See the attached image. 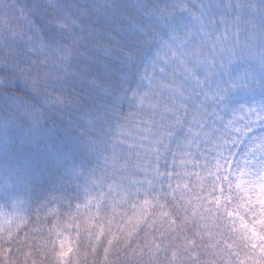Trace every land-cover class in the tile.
<instances>
[{
  "label": "clouds",
  "instance_id": "clouds-1",
  "mask_svg": "<svg viewBox=\"0 0 264 264\" xmlns=\"http://www.w3.org/2000/svg\"><path fill=\"white\" fill-rule=\"evenodd\" d=\"M0 264H264V0H0Z\"/></svg>",
  "mask_w": 264,
  "mask_h": 264
}]
</instances>
